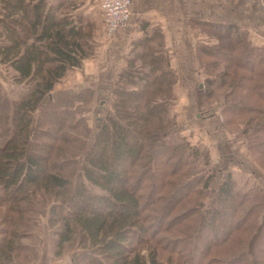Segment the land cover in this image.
Returning a JSON list of instances; mask_svg holds the SVG:
<instances>
[{
    "label": "trees",
    "instance_id": "16d2710c",
    "mask_svg": "<svg viewBox=\"0 0 264 264\" xmlns=\"http://www.w3.org/2000/svg\"><path fill=\"white\" fill-rule=\"evenodd\" d=\"M59 5L1 0L0 63L21 85L11 96L0 94V205L8 202L18 215L6 214L3 222L26 233L37 203L47 210L55 258L63 259L65 244L74 239L86 250L71 251L72 263L106 264L101 262L106 258L110 264H164L160 250L166 247L178 255L176 264H264V222L253 250L246 251L264 212V187L237 192L228 172L212 203L202 208L210 175L196 167L199 152L184 140L169 142L171 125L165 116L175 98L176 76L167 68L163 47L156 50L147 43L146 52L134 49L142 69L122 70L132 85L112 89L114 110L96 119L92 136L85 116L76 117L60 99L32 118L86 56L83 27L57 10ZM230 40V45H217L230 62L218 72V82L209 80L206 97L216 87L232 89L221 110L223 122L240 123L248 152L264 170V58L245 36ZM95 92L83 86L68 92L63 102H81L85 94V102L91 101ZM134 132L141 135L139 142L132 143ZM170 230L177 236H167ZM1 233L6 237L0 239V264L26 261L24 249L30 262L38 258L39 247L15 239L22 235L7 228ZM133 238L146 246V253Z\"/></svg>",
    "mask_w": 264,
    "mask_h": 264
},
{
    "label": "rangeland",
    "instance_id": "374dc122",
    "mask_svg": "<svg viewBox=\"0 0 264 264\" xmlns=\"http://www.w3.org/2000/svg\"><path fill=\"white\" fill-rule=\"evenodd\" d=\"M212 1H215L213 7L217 5L218 14L223 15L222 18L226 21H217L214 23L195 21L192 24L188 23L189 27H187L188 29L186 30L191 33L192 43H184L180 48L179 56H183V58L185 57L187 63L191 62L192 59H195L194 65L196 68L194 71L199 70L196 75L193 73L194 76H191L192 79H194L192 82L194 91H192V94L189 95L192 96L189 101V96L187 94L186 96L182 94V91H184L183 87L180 84L178 85L180 69L170 66V60H173L174 62L177 57L174 49L166 42L168 41L167 28H162L156 24L153 26V22H149L146 26H142L143 21L141 20V22L138 20L136 24L130 26V24L135 23L134 20L131 19L132 16L130 15L129 20L121 27V29L124 30L123 33L125 38L128 37L125 48L123 49L124 52L120 53L118 58L122 59V61H116V64L112 67L111 64L113 61H111L110 64L111 57H106V55L112 54V47L111 45H106L107 42L103 41V38H101V36L107 33L102 31V19L97 2L95 0H47L50 5L57 6L62 3L56 7L57 10L64 12L66 17L72 18L77 25H81L83 27L82 42L86 51V56L82 60V63L83 61H88L89 63L97 66L96 69L105 70V74H103L100 78L99 72L97 71L87 75V77H84L81 74H76L78 69L77 67H75V69H69L65 76L55 85L50 96L45 97L38 109L31 115L33 116L32 118L36 120L39 114H43L42 109L46 105H50L52 102H56L57 99H60V104L72 106V108L69 109H72L71 111L74 112L73 114L76 115V117L80 115L85 116L87 123L91 126L90 134L93 133L96 129V119L98 117H104L106 111H109L110 113L114 110L112 107V99L114 96L112 89L116 86L128 87L132 85L122 77V70L126 67L142 69V61L141 59H136L134 57V51L137 50L146 52L147 48L145 45L147 43L149 47H153L156 50L163 47L166 52L163 57L165 56L168 61L167 68L175 73L176 76V80L172 86V94L175 95V98L172 100V103L169 104L168 113L165 116L166 120L171 125V139L169 142L177 143L184 140V142H187L191 146L197 148L199 154H197L198 157L196 159V167L201 169L202 172L210 175L209 187L206 189V196H204L202 201V208L207 207L212 203L216 188L223 181L228 172L231 173L232 178L235 179V191L246 192L247 190L254 188H261L262 190L264 187V170L259 166L258 161H256V155L248 152L246 138L244 137L246 135L241 133L240 123H238V125L235 123L231 126H225L223 122L225 114H222L221 110L224 107V102L226 101V94L232 89L223 87L221 88L222 90H219L216 87L211 97H206L205 91H208L207 86H210L209 80L218 82V72H224L226 69V66L224 67V65L227 64L228 61L230 62V60H226L227 57L220 56L223 51L219 50L217 47L219 42H226L224 45H230V38L236 39V37L245 36L246 40L250 41L251 45L258 49L260 55L264 58V13L258 14V17L263 23L261 25H254L257 17H244L241 21L234 19L241 13L245 12L246 14L251 12V10H256L257 8L262 9V12H264V0H200L199 3L202 7L200 11L205 12L207 9L204 7H207L210 4L212 5ZM261 3H263V5ZM233 13L236 15L234 16ZM151 21H153V18ZM226 25L233 27L231 35L228 34V26ZM256 31L260 33L258 37L254 34ZM214 65H216V70H213ZM81 66L79 67V71H81ZM143 69L147 68L145 67ZM11 71L12 70L9 66H5L0 63L1 95L7 94L11 96L18 86H21L13 83ZM76 79H79L82 82L77 83ZM86 79H89L91 82L102 80L99 86V92H97V87H95V85H88L96 91L94 96L91 98V101L85 102V94L82 96L83 98L81 102L76 100H72L69 103L63 102L65 97L71 95L68 93L72 91L70 87L79 85L82 87V85H86ZM108 82H111V85L107 87L105 84ZM212 85L215 86V84ZM176 88L179 89L177 90ZM209 91L212 90L210 89ZM176 92H179V95ZM244 102L247 103L249 101L244 100ZM185 103H187L186 106H184ZM140 138L141 135L134 132L131 141L132 143L134 141L139 142ZM232 141L233 143H237V145H234L235 147H233ZM2 193L3 190L0 187V203L4 198L1 196ZM49 202L50 201L47 200L45 202V206L48 207ZM34 205H36L34 213L30 214L34 221L29 222L30 227L26 230V233L28 234L26 235L27 237H25V231V234L21 233L20 228H13L10 224L3 222L8 215L16 219L18 215L16 212L11 211V205H9L8 202L1 204L0 239L2 236L3 238L6 237L4 236L5 234H2L1 232L2 229L7 228L11 230V233H16V235L18 234L19 236L22 235L20 237L18 236L19 238L15 237V239H18L17 241H20L22 245L29 247H33V245H35L39 247L38 258L33 262L31 261L32 263L30 262V252H25L26 250L24 249L21 256L26 255V261H19V264H61V259H57L53 256V234L47 223V210L44 208L42 209L37 203H34ZM263 222L264 212L262 211L257 217L256 228L254 227V229L251 230L248 237L246 251L248 250L249 253H251L254 245H256V240L262 234V229L260 228ZM177 233L178 232L175 230L165 232L167 236L172 237L177 236ZM134 240L136 241V244L139 243L136 238H133L132 242H134ZM73 243L74 244H65V248L62 252L65 262L62 264H80L77 262V259L74 260L75 263H72L71 259L68 257L69 255L71 256V251H78V254H81L86 250L78 247L75 239ZM138 245L140 248L143 247L142 253H146V246L143 244ZM222 248L224 249V245H222ZM167 250L168 248L166 247L161 248L160 250V258L162 262L166 264V258H169V262L171 261L172 263L167 264H176V260H179L178 255L170 249L168 251ZM89 251L92 252L90 249ZM97 256L101 258L98 254ZM252 258L250 259V262L252 261ZM101 260V262L106 261V264H110L111 262L106 258H102Z\"/></svg>",
    "mask_w": 264,
    "mask_h": 264
},
{
    "label": "crops",
    "instance_id": "0c3cea01",
    "mask_svg": "<svg viewBox=\"0 0 264 264\" xmlns=\"http://www.w3.org/2000/svg\"><path fill=\"white\" fill-rule=\"evenodd\" d=\"M199 2L200 0H131L130 2V10H131V16H132L131 19L134 20L135 22V23L130 24V26H133L139 20V22L141 21L143 22L146 21L147 23L153 22V26H155L156 24L162 28L164 27L168 29V34H167L168 41L166 42L169 44L170 47L174 49V52L177 57L174 60V62L173 60H170V66L176 69H180V73L179 71L178 73L181 75V77L179 75L178 85L180 84L183 87L184 91H182V94L184 96H186V94L189 96L190 94H192V91H194V88L192 87V82L194 81V79H192L191 76H194V74L196 75L197 71H199V70L194 71V69L196 68L194 65L195 59H192L191 62L187 63L185 57L183 58V56H179L181 45L184 43H189V44L192 43L191 33L190 31L186 30L188 29L187 27H189L188 23L192 24L195 21L196 22L197 21L207 22V23L208 22L214 23L217 21H220V22L226 21L222 18L223 15L218 14L217 5L213 7L215 1H212L213 2L212 5L210 4L207 7H204L207 9L205 12L200 11L202 7ZM261 4L263 5V3ZM259 13L262 14L264 12H262V9L257 8L256 10H251V12H248L246 14L245 12L241 13L239 16L237 15L238 17H235L234 19L241 21V19H243L244 17L245 18H256L257 17L256 21L254 22L255 23L254 25H261L263 23H262V20L258 17ZM235 15L236 14H234V16ZM152 18H153V21H151ZM123 32L124 30L121 29L120 27L119 29H117L116 31L112 33L104 34L103 36H101V38H103V41L107 42L106 45H109V46L111 45L112 47V54L106 55V57L108 58L111 57L110 64H111V61H113L111 64L112 67H114L113 65L116 64V61L118 60L119 62L122 61V59H118V58L120 56V53L124 52L123 49L125 48V44L128 39V37L125 38ZM254 34L257 37L260 35L258 31H256V33ZM188 65L189 67H192V68H189ZM185 66H187L188 68ZM96 67L97 66L93 65L92 63H89L88 61L87 62L83 61L82 66L80 68L81 71H79V68H78L76 74L77 75L81 74L82 76L87 77V75L98 71L99 76L101 78L103 74H105L104 73L105 70L96 69ZM86 80H87L86 81L87 83L85 82L86 85H82V87L88 86V85H91V86L95 85V87H97V92L100 91L99 86L102 80L101 81L97 80L94 82L89 81V79H86ZM76 82L81 83L82 81L79 79H76ZM70 88L71 90H74L76 88H81V85L73 86V87L71 86ZM176 93H178L179 95V92H176ZM190 97L192 98V96L188 97L189 101H190ZM186 104L187 103H185L184 106H186ZM235 144L237 145V143L235 142L233 143V147H235L234 146ZM63 262H65V259L60 260L61 264Z\"/></svg>",
    "mask_w": 264,
    "mask_h": 264
},
{
    "label": "built area",
    "instance_id": "2783aa9c",
    "mask_svg": "<svg viewBox=\"0 0 264 264\" xmlns=\"http://www.w3.org/2000/svg\"><path fill=\"white\" fill-rule=\"evenodd\" d=\"M102 19V31L112 33L124 26L131 15V0H95Z\"/></svg>",
    "mask_w": 264,
    "mask_h": 264
}]
</instances>
